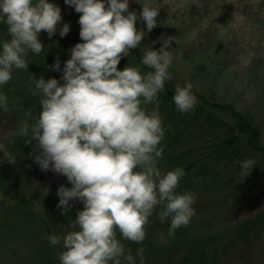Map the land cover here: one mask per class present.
Listing matches in <instances>:
<instances>
[{"label":"clouds","instance_id":"clouds-1","mask_svg":"<svg viewBox=\"0 0 264 264\" xmlns=\"http://www.w3.org/2000/svg\"><path fill=\"white\" fill-rule=\"evenodd\" d=\"M64 2L81 14L83 43L70 49L60 80L31 75V94L41 96L39 115L31 123L21 121L14 134L27 137L26 145L36 142L34 163L41 171L62 175L71 184L57 191L62 215L71 211L70 202L83 204L74 220L79 230L63 238L47 237L52 246L63 239L60 264H136L118 234L142 243L157 206H162L161 223L170 218L169 235L195 215L196 195L177 191L185 171L177 167L165 172L158 166L164 153L159 145L165 138L159 94L171 80L174 57L167 49L175 38L154 41L162 45L158 51L151 46L141 50V65L147 71L129 65L118 70L121 59L140 49L146 37L136 27L138 19L150 33L158 26L160 9L152 0H144L138 17L129 11V0ZM0 22L7 24L11 37L0 44V85H5L14 69L28 70L27 54L44 50L40 33L46 32L50 39L56 35L62 15L60 7L48 0H0ZM69 31V25L63 24L60 37ZM50 67L61 71L59 59ZM192 88L191 83L175 86L173 101L182 114L197 105ZM0 108L9 110L5 94H0ZM26 115L33 120L31 112ZM0 153L9 163L16 162L4 144ZM254 166L253 160L244 162L240 175H250ZM143 254V248L137 250L141 264Z\"/></svg>","mask_w":264,"mask_h":264},{"label":"rangeland","instance_id":"rangeland-1","mask_svg":"<svg viewBox=\"0 0 264 264\" xmlns=\"http://www.w3.org/2000/svg\"><path fill=\"white\" fill-rule=\"evenodd\" d=\"M48 2L61 9L62 22L57 33L63 24L70 27L68 35L60 38H69L66 52L70 56V49L83 43L78 22L81 14L64 0ZM143 3L144 0L138 3L129 0V11L139 17ZM152 5L160 9L158 26L148 33L146 23L138 19L137 29L146 33L140 49L151 46L158 51L162 45L153 44L154 41L162 36L174 37L167 49L173 51L174 57L169 82L181 87L191 83L192 90L208 102L230 106L250 127L258 128L259 142L264 145V0H152ZM39 39L47 46L60 40L55 35L50 39L46 32H41ZM126 58L121 59L118 70L127 67ZM208 114H212L213 120L206 123L202 119ZM204 115L195 122L197 127H192L168 148L172 154L192 148L191 153L172 165L165 166L166 159L160 162L165 172L182 168L186 174L177 191L192 192L197 197L192 205L195 215L187 226L177 229L183 230L191 243L175 245L179 235L176 232L169 235L166 227L170 226V218L161 223L162 208L157 207L149 218L143 241L155 247L154 258H145L143 264H167L169 259L177 258L173 255L175 247L180 253L186 245L202 249L219 264H264V163L259 154L247 148V136H238L232 115L220 108H207ZM13 123L8 118L0 122V144L14 134ZM233 134L237 135L233 147L236 153L233 148L219 154L213 151L216 146L212 143L217 136L230 139ZM248 160H253L255 166L243 178L240 165ZM19 168L20 165L13 167L14 172L22 176L25 189L35 194L31 210L35 218L41 216L45 220L49 230H44L39 220L31 224L16 216L4 228L7 212L18 214L19 211H14L15 202L8 196L15 186L0 190V264H60L59 256L65 250L63 239L59 245L52 246L47 237L63 238L72 230H79L74 220L77 212L83 210V204L79 200L70 202L74 213L70 224L56 219L52 207L59 204L58 188L71 187L67 178L51 171L43 172L38 165L37 170L30 169L32 178L27 180ZM136 264H141V259L136 258Z\"/></svg>","mask_w":264,"mask_h":264},{"label":"trees","instance_id":"trees-1","mask_svg":"<svg viewBox=\"0 0 264 264\" xmlns=\"http://www.w3.org/2000/svg\"><path fill=\"white\" fill-rule=\"evenodd\" d=\"M4 24V26L3 24L0 25V44L11 39L8 31V26L6 23ZM55 37L58 39L61 38L59 33H56ZM67 38L64 40L60 39L61 41L57 40L54 43L55 45H50L51 48H49L50 46L43 45L44 50L39 55L29 52L26 56V60L29 64L28 70L25 71L14 69L12 72V80L5 85H0V94L7 95L9 108L7 112L0 108V122L5 118L12 120V122H14V133L18 131L21 121H28L29 123H31L39 115L41 96H33L31 94L30 83L32 81V76H34L35 78L43 76L46 81L50 78H55L57 80L61 79V76L63 75L62 70L64 67V63L61 61L66 62L68 59H70V56L66 52V50H68V45L66 44V42H68L69 39ZM0 50H2V48H0ZM141 53V49L132 50L130 56L126 58V65L140 66L142 70L147 71V69H145L143 65H141ZM57 58L59 59L61 68V71L59 72L51 70L50 67L56 62ZM64 58L66 59L64 60ZM61 83H63L62 80ZM175 86L176 85L170 82H166L165 92L159 94V111L161 113L165 129V138L161 142V145H159L160 147L164 148L163 158L160 160V162L166 159L167 162L165 166L169 164L172 165L174 162H180L185 155H189L192 151V148L183 151H177L173 154L171 152L169 153L168 148L173 146L174 142L181 138L185 133L190 131L192 127H197L195 122L201 119L207 108H220L228 112L235 118V128L237 130L238 136L241 134L247 136V148H249L255 154H259L261 156V161L264 163V145L260 144L259 142L260 133L257 127H250L245 118L239 113L234 112L230 106H222L210 103L203 96L197 94L193 90L192 93L197 98V105L192 112L182 114L177 110L173 101ZM31 87L34 90V85H31ZM29 112H31L33 120H29L28 115H26ZM202 120L206 123H209L211 120H213L212 114L204 115ZM169 125L171 127H169ZM214 130L216 131L217 128L214 127ZM216 134H218L217 131ZM233 136L234 137L230 139L217 136V139H214L212 143V146H216L213 148V151L219 154L220 151L228 152L231 148L235 147L234 145L237 135L233 134ZM27 139V137L13 134L2 142L5 145L7 151L10 152L12 156L16 157V162L13 166H10L11 163H9V160L3 155V153H0V190L5 191L8 190V186H15L14 190L9 191L8 196L9 199L11 198L15 202L14 211H19L18 214H13L12 212L8 211L7 216H4L3 218L2 226L4 228L7 227L10 218L12 216H16L17 218L20 217L28 220L29 222H32L31 224L39 220L41 225L44 226V230L48 231L49 229L47 230L46 228L47 226L45 220H43L41 216L35 218V215L31 210L33 209L31 200L33 197H35L34 192L30 193L25 189L22 183V176H18L17 173H15L13 170V167L20 165V168L23 170L24 174L23 178H26L28 180L32 178L30 169H38V164L34 163V155L38 153L33 152L36 142L33 141L31 144L26 145L25 141ZM232 151H234L235 153L237 152L235 148H233ZM30 153H33V156H30ZM166 156H168V158ZM160 162L158 166L162 168L163 164H161ZM7 201H9L8 198ZM8 204H10V201ZM157 207L162 208V206ZM78 208L80 209V205L78 206ZM52 210V214L56 219L60 221H66L68 224H70L69 220L74 218V213L72 210L68 214L64 215H62L63 209L57 207L56 205L52 207ZM31 218L33 219L31 220ZM169 229L170 226L166 227V231H169ZM175 232L177 233V235H179L178 240L175 242V245H185L187 243H191L190 239L185 238V232L183 230L180 229L179 231L176 230ZM118 239H121V242L124 244L126 250H130L131 254L135 258L141 259L139 256H137V250L140 248L144 249L143 260H145V258H154V246L145 245L144 242L137 244L134 242L123 240V238L119 234ZM171 247H169V249ZM173 255H175V257L177 258L169 259V262H167V264H219L216 258H214L213 256H206L202 249L196 250V248H193L191 245H186L184 247V250L182 249L180 253L175 247Z\"/></svg>","mask_w":264,"mask_h":264}]
</instances>
